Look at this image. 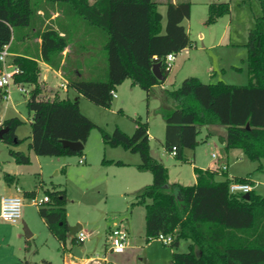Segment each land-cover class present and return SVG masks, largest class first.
Returning a JSON list of instances; mask_svg holds the SVG:
<instances>
[{
	"label": "trees",
	"instance_id": "1",
	"mask_svg": "<svg viewBox=\"0 0 264 264\" xmlns=\"http://www.w3.org/2000/svg\"><path fill=\"white\" fill-rule=\"evenodd\" d=\"M46 1L67 4L87 25L104 31L106 40L102 49L107 76L104 80L67 81L66 85L76 93L73 98L44 97L39 61L49 63L53 54L67 46L66 38L52 28L40 33L39 58L13 56L10 64L20 70L13 73V84L31 87L25 102L30 125V134L25 137L29 139L28 149L41 156L82 155L83 149L72 150L63 141H79L84 145L91 130L97 128L105 145L138 154L140 163L136 167L151 174V182L135 195L131 204L145 208L146 241L159 233L173 236L170 244L174 248L173 264H264V191L258 193L252 188L248 198L229 191L232 181L253 186L251 173L228 176L225 169L194 166V184L169 183L167 167L151 155L146 119L132 117L135 128L130 134L117 125L107 131L79 107L82 96L109 108L112 93L127 79L147 96L154 85L163 83L169 71L166 56L192 45L182 24L190 17V0L167 2L165 22L156 0ZM258 1L261 14L254 18L244 43L246 84L203 82L196 76H188L177 87L164 90L176 107L165 116L163 147L169 153L175 147L176 160L187 161L185 150L199 144L200 128L206 126L207 136L217 134L226 152L241 150L249 160L257 161L256 169L264 173V0ZM228 12L227 2H210L205 23L212 24ZM31 15L30 0H0V50L12 41L15 28L29 25ZM155 63H160L163 80L152 72ZM22 123L18 116L3 119L0 140L7 145L21 144L24 138L17 136L16 129ZM215 126L223 127L224 132ZM9 154L18 164L30 162L23 151L9 149ZM102 162L125 165L121 160ZM4 177L8 182L13 180L7 174ZM46 195L49 202L38 208V214L49 232L65 244L68 231L65 190H46ZM28 196L36 195L31 192ZM74 240L81 242L72 236ZM180 240L188 242L185 251L177 250ZM13 264L29 262L21 260Z\"/></svg>",
	"mask_w": 264,
	"mask_h": 264
},
{
	"label": "rangeland",
	"instance_id": "2",
	"mask_svg": "<svg viewBox=\"0 0 264 264\" xmlns=\"http://www.w3.org/2000/svg\"><path fill=\"white\" fill-rule=\"evenodd\" d=\"M158 1L163 2V0ZM192 1L191 17L184 20V25L189 30L192 45L189 46L190 51L188 53L178 55L175 61L176 66H173L172 70L167 73L168 82L166 85L169 88H175L183 78L188 76H198L203 82L213 83L222 80L232 84H246L248 76L244 43L247 39L248 31L253 25L254 18L261 14L259 1L209 0L227 2L229 8L228 13L219 17L212 24L205 23L207 6H204L203 3L206 0ZM30 4L32 15L29 25L15 28L13 31L12 42L8 46V50L12 53L24 54L37 59L40 57L39 36L43 30L55 27L64 29L65 25L72 23L79 26L78 24L84 22L65 3L56 4L46 0H30ZM160 10L164 11V7L160 6ZM55 12L59 14L58 17L54 20L50 19V16ZM97 30L106 36L100 28H97ZM200 33L204 34V38L199 37ZM96 36L95 38L100 41L99 33ZM82 43V39H79V42L71 45L73 53L62 67L60 53L52 55L50 62L47 63L48 66L55 70L61 67L65 71L63 73L64 77L69 81L74 78L71 73L73 66L80 67V65L88 63V58H91V60L95 58L98 62L101 59L100 56L105 54L98 44L83 46ZM194 44L196 47H193ZM187 56H189L188 63L185 64L183 62L184 64L178 67L177 65L181 64L182 60L187 61ZM209 66L213 70L211 75L206 72ZM50 67H47L46 80L41 81L39 78L40 85L44 88L42 95L50 98L54 95L64 97L65 94L60 86V83L64 81L52 72ZM122 83L121 89L117 90L118 97H113L109 108L95 105L86 98L81 97V112L107 131H111L117 125L129 134L133 131L124 129L132 126V117L140 116L142 120L148 117L151 123L150 132L153 135L150 140L151 155L156 159H162L161 161L169 169L171 177L179 174L181 181L188 185L191 181L190 162L186 161L181 166L174 167L173 164H176L178 160L173 155H170L169 152L163 153V156L160 157L162 148L155 138L159 137L165 129V122L161 118V112L166 110L167 113L171 112L176 107V103L171 99L173 104H175L174 106L169 105L166 108L165 106L160 108L157 104L155 105L154 98H150L148 101L145 91L141 88L135 87L134 90L142 95L128 91L130 90V80L127 79ZM30 88V86L24 87L26 92ZM122 89L124 90V92L122 91V99L129 97L131 99L129 106L123 108V111L120 112L119 101ZM155 91L160 92V89L156 88ZM4 94H6L4 98L0 99V119L14 115L23 119L24 123L17 127L16 134L18 137L24 138V140L19 145H7L0 140V164L3 163L2 159L6 155L10 156L9 149L20 150L28 154L29 163L18 164L15 161L13 163L17 164L19 171L22 173L21 178L24 181V186L26 188L37 187V198H42L46 194V190H65L66 218H68L70 223L81 220L88 227L92 226L95 232L90 238V247H95L98 237L107 233L108 227L112 226L113 218H121L123 221L124 215L129 213L130 207L127 209V213L123 211L126 210L123 208L124 203L133 198L128 193L130 198L124 200L120 194L122 187L125 186L128 170L126 171V169L116 166L111 167L109 170H104L103 167L98 165L96 157L100 155L99 145L102 139L97 128H93L88 137V142L84 149L88 157L84 162H79V159L83 157L84 151L82 155H36L32 150L28 149L27 139L25 138L30 130L28 112L25 107L27 93H20L15 84H10L7 87V91L4 90ZM69 94L70 91L66 96H69ZM219 128L223 131V127ZM208 131V127L202 126L197 136L202 158L206 161L212 152L219 153L220 157L216 161L218 166L215 168L223 169L222 165L219 164L225 163L228 175L245 176L251 173L252 180L255 182V191L263 193L264 173L256 169L258 162L249 160L244 154L236 157L239 154V150L233 149L226 152L223 145L219 142V136L215 133L207 136ZM207 140L210 142L209 145L206 142ZM106 148L108 150L106 153L107 157H109L110 152H124V149L120 147L118 149ZM28 150H30V154ZM226 153H228V158ZM4 175L0 172V195L4 193L8 184ZM217 178H220V176ZM20 196L22 197L20 221L18 223H9L0 218V264H13L21 260H27L29 264H62L64 251L72 249L74 253H79L82 248L81 243L76 240L72 241V237L69 236L67 231L66 248H63V243L49 232L44 221L39 216L38 208L40 206L31 204V197ZM42 206H47V203ZM23 222L32 234L30 237H28V232ZM134 226L139 229V222ZM67 228L69 230V226Z\"/></svg>",
	"mask_w": 264,
	"mask_h": 264
},
{
	"label": "crops",
	"instance_id": "3",
	"mask_svg": "<svg viewBox=\"0 0 264 264\" xmlns=\"http://www.w3.org/2000/svg\"><path fill=\"white\" fill-rule=\"evenodd\" d=\"M156 1L158 2V10L163 15V22H165L166 3L167 2L176 3L179 1H185V0H163V2H160L158 0H156ZM190 2H191V10H192L193 1L191 0ZM210 2H213V1L206 0L203 3V5L208 6V3H210ZM56 4H58V3H56ZM160 6L164 7V11L160 10ZM58 15L59 14L57 12L53 13L50 16V19L54 20L55 18L58 17ZM190 17H191V12H190ZM182 24L184 25V20H183ZM78 25L79 26H76V25L71 23V24H68L67 26L65 25L64 29H60L58 27L52 28V29H55L57 32H59L61 35H63L67 40V46L65 47V49L63 51L60 52L61 67L65 63V61L69 58V56H71L73 53L72 49H71V45L79 42V39H82V41H83L82 45L83 46H92L94 44H96V45L98 44L101 46V50L103 48L104 42L106 40V36H104L101 32H99L97 30V28H95L93 26H89L85 22H82ZM78 27L80 28L79 31H78V29H79ZM184 27L186 28V31L189 34L188 28L185 25H184ZM98 33L100 35L99 37H101L100 41H98V39L95 38V37H97L96 35H98ZM69 34H71V35H69ZM199 37L204 38V34L200 33ZM220 39H221V37H220ZM11 42L8 44V46L11 44ZM193 47H196V45L194 44ZM189 49H190L189 47H185L180 52H178L177 54L174 55V60L172 61L168 72H170L172 70L173 66L174 67L176 66L175 61H176L178 55H182V53H188L190 51ZM15 55H24V54H17V53H12L9 51V56L7 57V59H8L7 61L10 63L11 57H13ZM25 56H27V55H25ZM100 57H101V59L98 62L95 58L92 60H91V58H88V61H87L88 63H84L82 66L80 65V67L73 66L71 69V73L73 74L72 76L74 78H82V79L88 78L91 80H104V79H106V76H107L106 56H105V54H103V56L101 55ZM188 59H189V56H187V61L182 60V63L178 64L177 66L180 67L184 63L187 64ZM39 65L41 68L40 80L41 81L44 79L46 80V75L48 74L47 67H50V66H48L47 63L42 62V61H39ZM61 67H59L56 70L52 69L50 67V70L52 72H54L55 74H57L59 77H61V79L64 82H67V78L64 77V75H63V73H65V71ZM43 68H44V71H43ZM212 71L213 70L210 68V66L207 67L206 72H208L209 75H211ZM42 73H44V74L42 75ZM196 77H198V76H196ZM167 82H168V77L165 78L163 83L154 85L151 88L149 96L146 95L148 98V101L150 98H154L153 100L155 101V105L157 104V106H160V108L163 106H165V108H166V106H169V105L174 106L175 105L171 101V98L167 97L164 94L165 89H172L166 85ZM122 84L123 83H121L119 86H117V88L115 90L116 96H114V97H116V98L118 97L117 96V90L121 89ZM129 87H130V90H128V91L137 92L134 89H135V87H138V86L135 84H132L131 81H130ZM156 88H159L160 92L159 91L156 92L155 91ZM4 90L5 89L0 88V99L4 98V96L6 95V94H4ZM62 91L65 94V96H66V94L69 93V91H70L69 97L73 98L76 96V93L71 88H69L68 86L66 87V90L62 89ZM122 91L124 92V90L122 89L120 92V97H121V99L119 101V104H120V110L119 111L120 112L123 111V108H127L129 106L128 104H129V101L131 99L130 97L127 99L126 98L122 99V95H123ZM138 93H139V95H142V94H140V92H137L136 94H138ZM81 97L82 96L79 97V107H80V98ZM157 101H158V103H157ZM160 104H162V105H160ZM136 114H138V113H136ZM166 114H167V110L164 112H161V118L163 120H165ZM14 116H16V115H14ZM5 118H8V117H5ZM5 118H3V119H5ZM2 120L0 119V122ZM146 120L148 122V136H149V146H150V140L153 138V135L150 132V130H151L150 120L148 119V117ZM28 123H29V120H28ZM127 128L128 129H124V130H132L133 131L135 128V124L133 123L132 126L127 127ZM214 128L216 130H219L222 132L221 128H218L217 126H215ZM16 131H17V129H16ZM29 134H30V132H28V135H26V137L29 136ZM155 138L158 140V142L161 145L162 149H161L159 156L162 157L163 153H167V151L164 150V148L162 146V142L164 140V131H163V133H161V135L159 137H155ZM28 142H29V139H27V144H28ZM87 142H88V139H87ZM87 142L83 145V151H84V154L82 157L83 162L88 157L86 150H84ZM206 142L208 145L210 144V142H208V140ZM221 144L223 145V142ZM99 147H100L101 151L99 153L100 155L98 157H96V160H97L98 165H100V167H103L104 170L105 169L109 170L111 167L116 166V167L124 169V170L126 169V171L128 170V175H127L128 177L125 181V186L122 187V191L120 194L122 195L124 200L126 198L127 199L130 198L128 193L131 194V196L133 198V199H129L130 201L129 200L127 202L125 201V203H124L125 205L123 208L126 210H123V211L125 213H127V209L130 207L129 213L124 215L123 221L121 218H119L120 220L117 219V217L113 218L112 226L108 227L107 233H104L100 237H98L97 245L93 248L90 247V244H91L90 238H91L92 234L95 232V229L92 226L88 227V225L86 223L82 222L81 220H78L74 223H70L68 221V218H67V222H68V226H69V230H68L69 236L70 237L74 236L75 239H77V232L82 231L85 234V239L81 242H78L76 240L78 243L82 244V248L79 251V253H74L72 251V249L64 251L62 264H173L172 253L174 251V248L167 246V245L161 243L160 241H158L156 239H151L149 241H146V239H145V208L143 205H132L131 204V202L135 201V195L138 192H140L144 186L149 184L151 182V179H152L149 171L139 170L136 167V165L140 163L139 155L135 154V153H131L127 150H123L124 152H120V153L119 152H110L109 157H107L106 153L108 150L106 147H109V146L105 145L102 141L101 144L99 145ZM110 148L111 149H118V147H115V148L110 147ZM231 150H233V149H231ZM235 150H239V149H235ZM28 151L30 154V150H28ZM112 151H118V150H112ZM150 152H151V146H150ZM184 153H185V157L187 158V162H190V166H191V172H190L191 173L190 174L191 181L188 185L194 184L196 182V177H195V174L193 172L194 166H197V167L202 168V169H205V168L214 169L216 166H218V163L216 162L217 158H213L211 156V154L215 153L216 156L220 157L219 153L212 152L210 154V157H208V159L206 161L202 158L200 148L198 147V145L194 149H186ZM240 155H243L241 150H239V154L236 155V157H238ZM226 157L228 158V153H226ZM103 159L113 160V161L121 160L122 162L125 163V165H116L114 163H103L102 162ZM2 162L3 163L0 164L1 165L0 166L1 174L3 173V174H7L8 176H11L13 178V180L8 182L4 193L3 194L1 193V195H0V200L3 196H7V195H19V196L22 195L23 197H29L28 195H30L31 192H34L36 195L37 187L34 186V188H26L24 186V181L21 178L22 173H21V171H19L20 169L17 166V164H13L15 162L9 155H6L2 159ZM182 164H184V163L177 161L176 164L174 163L173 165H174V167H179ZM219 165H225V170L227 172V168H226L225 163H221ZM7 167H9V168H7ZM167 170H168V182L169 183L178 182L180 184L187 185V184L183 183V181H181L179 174H175L173 177H171L170 171L168 168H167ZM228 176H233V175H228ZM250 179L252 180L251 176H250ZM254 186H255V182H254V185L252 186V188H254ZM25 192H28V195H25ZM129 204H131V205L129 206ZM138 222H139V229L135 228V226H134ZM115 227H120L121 229H124L127 232V246H126V249L124 250V252H122V253H115V252H112L110 250V241H109L110 231H111V229H113ZM25 229L29 234L28 237H30L32 234L29 232V229L27 228L26 224H25ZM70 229L73 230V233H71ZM187 244H188V242L186 240H180L178 247H177V250L178 251H185L187 249ZM168 245H170V244H168ZM100 246H101V248H100ZM63 248H66V243L63 244ZM98 248H100V249H98Z\"/></svg>",
	"mask_w": 264,
	"mask_h": 264
},
{
	"label": "built area",
	"instance_id": "4",
	"mask_svg": "<svg viewBox=\"0 0 264 264\" xmlns=\"http://www.w3.org/2000/svg\"><path fill=\"white\" fill-rule=\"evenodd\" d=\"M9 56L8 45H4L0 50V88L7 90V87L10 84H13L12 75L13 73H18L20 70L17 66L11 65L7 60ZM174 60V54L170 53L166 56L167 68L171 66L172 61ZM9 66H8V65ZM20 93L28 94L24 87L16 85ZM60 86L63 90H66V83H60ZM113 97L116 96L115 92L112 93ZM176 148L173 147L170 154L174 155ZM213 158H218L215 153H212ZM79 162H83L82 159H79ZM222 168L225 169V165H222ZM252 189V186L248 183L232 181L229 184V191L234 194H245ZM49 202L47 195H44L42 198H37L36 196L31 197V204L36 206H42L45 203ZM21 207H22V197L19 195H7L3 196L0 200V218L9 223H18L21 219ZM77 239L83 241L85 239V234L82 231L77 232ZM154 239L160 241L161 243L168 245L173 241V236L171 234L159 233ZM110 250L115 253H122L127 246V232L120 227H115L111 229L110 236Z\"/></svg>",
	"mask_w": 264,
	"mask_h": 264
},
{
	"label": "water",
	"instance_id": "5",
	"mask_svg": "<svg viewBox=\"0 0 264 264\" xmlns=\"http://www.w3.org/2000/svg\"><path fill=\"white\" fill-rule=\"evenodd\" d=\"M160 63H155L152 67V72L153 74L158 78V80H163L164 79V76L162 75L161 71H160ZM4 132V129H1L0 130V136L1 134ZM219 142H223V140L221 138H219ZM63 144L65 146H68L69 148H71L72 150H82L83 149V144L79 141H67V140H64L63 141ZM249 194L248 193H245L244 194V197L245 198H248ZM71 233H73V230H71ZM29 235V234H28Z\"/></svg>",
	"mask_w": 264,
	"mask_h": 264
}]
</instances>
